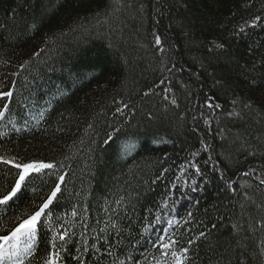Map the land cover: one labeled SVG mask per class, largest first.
<instances>
[{
    "label": "trees",
    "instance_id": "obj_1",
    "mask_svg": "<svg viewBox=\"0 0 264 264\" xmlns=\"http://www.w3.org/2000/svg\"><path fill=\"white\" fill-rule=\"evenodd\" d=\"M4 92L0 199L53 167L0 234L61 185L25 264H264V0H0Z\"/></svg>",
    "mask_w": 264,
    "mask_h": 264
},
{
    "label": "snow or ice",
    "instance_id": "obj_2",
    "mask_svg": "<svg viewBox=\"0 0 264 264\" xmlns=\"http://www.w3.org/2000/svg\"><path fill=\"white\" fill-rule=\"evenodd\" d=\"M159 38H157V43H159ZM11 92L0 93V96H11ZM174 102V101H173ZM5 108L8 105H4ZM4 113L0 112V116H3ZM17 168H21L22 171L19 173V178L15 182V187L8 192L7 195H4L0 199V205H7L9 201L13 198H18V193L22 191V185L24 184L26 177L30 172H39L41 169H51L52 164H17ZM59 180L63 182L64 176H60ZM264 183V181H262ZM61 191V185L56 184L55 189L51 192V195L44 201L42 205L39 206V210L34 211L33 213L26 214V218H21L17 216L16 226L8 231L7 234H0V261L7 259L8 264H25V260L28 257H33L34 252L33 248L37 240V234L40 229V225L48 224L51 228V216H50V205L53 203L54 198L57 197V193ZM48 210V211H46ZM191 215V213H189ZM47 216L48 220L45 221L42 217ZM6 225L0 224V232H3ZM63 241L65 239V234H60L58 237L56 232H53L51 248L53 251L49 252L43 260V264H57L60 259L59 250L55 243L56 239ZM159 247L163 250L162 254H167L169 249L175 243L165 242L164 237H158ZM26 242L23 248L20 247L21 242ZM7 245V247H5ZM184 251H187L186 249ZM172 256L176 257V253L173 251ZM176 264H180L179 258H177Z\"/></svg>",
    "mask_w": 264,
    "mask_h": 264
},
{
    "label": "rangeland",
    "instance_id": "obj_3",
    "mask_svg": "<svg viewBox=\"0 0 264 264\" xmlns=\"http://www.w3.org/2000/svg\"><path fill=\"white\" fill-rule=\"evenodd\" d=\"M5 247H7V245Z\"/></svg>",
    "mask_w": 264,
    "mask_h": 264
}]
</instances>
